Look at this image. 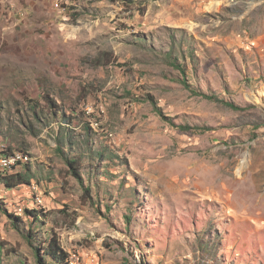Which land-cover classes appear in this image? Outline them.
Wrapping results in <instances>:
<instances>
[{
  "label": "rangeland",
  "instance_id": "1",
  "mask_svg": "<svg viewBox=\"0 0 264 264\" xmlns=\"http://www.w3.org/2000/svg\"><path fill=\"white\" fill-rule=\"evenodd\" d=\"M11 3L25 0H0V171L32 185L0 183V264H38L53 236L97 264H264V0H108L61 103L29 101L25 51L42 41Z\"/></svg>",
  "mask_w": 264,
  "mask_h": 264
},
{
  "label": "crops",
  "instance_id": "2",
  "mask_svg": "<svg viewBox=\"0 0 264 264\" xmlns=\"http://www.w3.org/2000/svg\"><path fill=\"white\" fill-rule=\"evenodd\" d=\"M62 1L65 3V6L62 3V10L53 6L54 0H25L24 7L17 8L16 3H11L12 6L9 4L6 9L13 14H16L17 10L23 11L24 35L34 36V33L38 32L35 35L42 41L41 45L28 47L25 51L26 62L34 61L35 65L32 67L39 72L36 76V84L27 83L25 86L30 93L29 101L35 99L43 101L45 97H49L62 102L58 95L69 87V80L64 70L74 68V65L78 64L73 60L74 54L78 53L82 56L83 48L85 50L90 48L92 42L82 47H75V44L83 37L91 40L99 34L101 18L107 9L104 5L108 2V0H101V3L99 0H89L92 3H86V0ZM100 9L101 12L98 11ZM148 19L152 17L149 15ZM59 45L62 46L65 56L61 60H56L54 57L60 51Z\"/></svg>",
  "mask_w": 264,
  "mask_h": 264
},
{
  "label": "trees",
  "instance_id": "3",
  "mask_svg": "<svg viewBox=\"0 0 264 264\" xmlns=\"http://www.w3.org/2000/svg\"><path fill=\"white\" fill-rule=\"evenodd\" d=\"M181 74L183 76L186 75L185 72H182ZM183 82L185 83V85L187 87L190 88V85L187 84L185 77L183 78ZM207 98L210 100H215V101H219L221 103H224V104L230 106V108H232L234 110L240 109L239 107L231 104L228 101L220 100L218 97L207 96ZM152 102H153V105L155 106L156 110L161 115H163V112L158 107L157 103L154 100H152ZM52 104H54V102L51 103L50 105H52ZM182 129L187 130L188 128L182 127ZM69 164H70V167L72 169L73 174L76 175L77 177L81 178L79 168L76 166L77 163L75 161H70ZM20 168L21 167H19V169ZM19 169L16 170L15 175L14 174L9 175L12 173L8 174V172H1L0 171V183L4 184L6 186V188L10 189V190L17 189V188H23L25 186L30 187L32 185L31 180H30L31 179L30 178L31 170L27 169V172L25 174H22L21 171H19ZM87 191L90 192L89 189H87ZM33 199L35 200L34 196H33ZM33 207L34 208H32V209H27V214L32 218L38 219V217H39L38 214H42L41 212L37 211V209L40 208V206H37V204L35 203ZM17 219H19V218L17 217ZM17 229H18V226H17ZM27 240L31 244V247H33V241H34L33 232H30V234H28ZM1 249H4V247L2 245H1ZM43 250H44V256L37 254V260L36 261L38 264H66L67 258H68V253L61 247L60 242L55 238V236H53L50 243L46 246V248H43Z\"/></svg>",
  "mask_w": 264,
  "mask_h": 264
},
{
  "label": "built area",
  "instance_id": "4",
  "mask_svg": "<svg viewBox=\"0 0 264 264\" xmlns=\"http://www.w3.org/2000/svg\"><path fill=\"white\" fill-rule=\"evenodd\" d=\"M97 259L90 258L86 260L81 252H69L66 264H97Z\"/></svg>",
  "mask_w": 264,
  "mask_h": 264
},
{
  "label": "bare ground",
  "instance_id": "5",
  "mask_svg": "<svg viewBox=\"0 0 264 264\" xmlns=\"http://www.w3.org/2000/svg\"><path fill=\"white\" fill-rule=\"evenodd\" d=\"M20 160H22L23 162H29L28 157L18 155L17 157H14L13 159H7L6 164H8V165L15 164V163L19 162Z\"/></svg>",
  "mask_w": 264,
  "mask_h": 264
}]
</instances>
